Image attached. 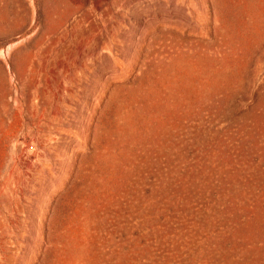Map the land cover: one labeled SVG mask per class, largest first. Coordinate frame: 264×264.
<instances>
[{
	"label": "rangeland",
	"instance_id": "rangeland-1",
	"mask_svg": "<svg viewBox=\"0 0 264 264\" xmlns=\"http://www.w3.org/2000/svg\"><path fill=\"white\" fill-rule=\"evenodd\" d=\"M0 264H264V0H0Z\"/></svg>",
	"mask_w": 264,
	"mask_h": 264
}]
</instances>
